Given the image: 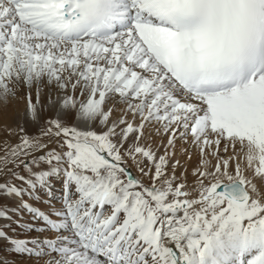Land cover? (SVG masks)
<instances>
[{
    "label": "snow or ice",
    "instance_id": "1",
    "mask_svg": "<svg viewBox=\"0 0 264 264\" xmlns=\"http://www.w3.org/2000/svg\"><path fill=\"white\" fill-rule=\"evenodd\" d=\"M0 198L16 264H264V0H0Z\"/></svg>",
    "mask_w": 264,
    "mask_h": 264
},
{
    "label": "bare ground",
    "instance_id": "2",
    "mask_svg": "<svg viewBox=\"0 0 264 264\" xmlns=\"http://www.w3.org/2000/svg\"><path fill=\"white\" fill-rule=\"evenodd\" d=\"M17 108L21 109L23 108V105L22 104H19L17 105L15 101H12L10 102V106H9V109L7 110L9 113H12L14 112ZM179 144V143H178ZM179 147L181 149V146L179 144ZM161 153L163 152V149L160 150ZM177 158V157H176ZM181 161V164L184 165L187 169H188V172L189 174L191 173V168L192 166L196 163V160H180ZM133 171H135V169H133ZM54 187L56 188H59L58 185H54ZM40 190V189H38ZM43 190V189H42ZM38 194L41 196V197H44V194L42 192H39L38 191ZM0 203L2 204H6V205H10V206H13L15 207L19 201L15 200V199H7V198H0ZM45 205L41 206V207H44ZM21 211L23 212H20V213H17V214H13L14 215V220L15 219H19V220H23V221H27L29 220V214L23 209H21ZM16 216V217H15ZM10 223L9 221L5 220V219H0V225H4V224H8ZM13 225H10V227H12ZM16 230V231H22L21 227H18L15 223H14V226H13ZM11 233V232H10ZM9 235H13V234H9ZM15 236V235H14ZM0 244L2 246H6V244L4 242H0Z\"/></svg>",
    "mask_w": 264,
    "mask_h": 264
},
{
    "label": "rangeland",
    "instance_id": "3",
    "mask_svg": "<svg viewBox=\"0 0 264 264\" xmlns=\"http://www.w3.org/2000/svg\"><path fill=\"white\" fill-rule=\"evenodd\" d=\"M177 158L179 160H188L186 155H181V149L179 147V144H177ZM192 160H196V156L195 155L193 156ZM38 189H37V191L42 192L44 194V192H43L42 189H40V190H38ZM55 190L57 191V193H59V188H56L55 187ZM25 200H28L29 203L35 204L36 206H38V207L44 209L45 211H47V207H48L47 205H45L43 203H40V202L36 201L35 199H32V198H30L28 196H25ZM0 204H2V203H0ZM43 205H45V206L44 207H41ZM21 212H23V211H21ZM13 218H14V215H13ZM11 225L14 226V223H11ZM13 226L12 227H8L6 229V231L9 234H13L15 236H24V235L36 236V235H38V233H36V232H23V231H16V230L13 231V229H15ZM5 248H6V246H2L0 244V261H3V264H16V260L18 258L10 256L9 255V252L6 251Z\"/></svg>",
    "mask_w": 264,
    "mask_h": 264
}]
</instances>
